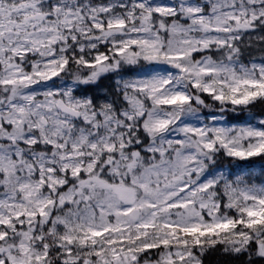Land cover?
Masks as SVG:
<instances>
[{"label":"snow or ice","instance_id":"1","mask_svg":"<svg viewBox=\"0 0 264 264\" xmlns=\"http://www.w3.org/2000/svg\"><path fill=\"white\" fill-rule=\"evenodd\" d=\"M0 264H264V0H0Z\"/></svg>","mask_w":264,"mask_h":264}]
</instances>
